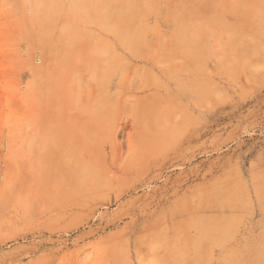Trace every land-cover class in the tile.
I'll list each match as a JSON object with an SVG mask.
<instances>
[{
	"label": "rangeland",
	"instance_id": "1",
	"mask_svg": "<svg viewBox=\"0 0 264 264\" xmlns=\"http://www.w3.org/2000/svg\"><path fill=\"white\" fill-rule=\"evenodd\" d=\"M0 264H264V0H0Z\"/></svg>",
	"mask_w": 264,
	"mask_h": 264
}]
</instances>
